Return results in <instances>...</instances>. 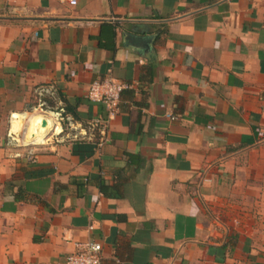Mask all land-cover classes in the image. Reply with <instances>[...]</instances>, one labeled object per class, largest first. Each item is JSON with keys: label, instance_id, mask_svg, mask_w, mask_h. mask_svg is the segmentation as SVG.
Masks as SVG:
<instances>
[{"label": "crops", "instance_id": "0c3cea01", "mask_svg": "<svg viewBox=\"0 0 264 264\" xmlns=\"http://www.w3.org/2000/svg\"><path fill=\"white\" fill-rule=\"evenodd\" d=\"M75 1L0 0V264H264V0ZM106 78L101 148L17 144L41 87L87 127Z\"/></svg>", "mask_w": 264, "mask_h": 264}, {"label": "built area", "instance_id": "2783aa9c", "mask_svg": "<svg viewBox=\"0 0 264 264\" xmlns=\"http://www.w3.org/2000/svg\"><path fill=\"white\" fill-rule=\"evenodd\" d=\"M61 1L72 6L76 4L75 0ZM129 88L130 85L112 78L92 82L86 97L90 102L102 104L106 115L104 118H96L87 127H83L76 123L70 115L66 114L62 106L48 104L49 98L53 101L56 98V91L52 87H41L36 92L37 104L33 109V114L49 117L53 120V128L42 146L48 144L49 138L54 143L92 142L96 136V148H101L107 141L109 121L119 112L121 94ZM171 119L174 118L171 117ZM74 249L73 253L67 255L63 264H100L101 245L99 243L91 241L78 242L74 244Z\"/></svg>", "mask_w": 264, "mask_h": 264}, {"label": "bare ground", "instance_id": "6f19581e", "mask_svg": "<svg viewBox=\"0 0 264 264\" xmlns=\"http://www.w3.org/2000/svg\"><path fill=\"white\" fill-rule=\"evenodd\" d=\"M22 116L14 122L16 128L18 129L22 123ZM42 120L46 121L45 126H41ZM50 120H46L44 117L31 116L26 125L25 131L23 132V142L27 145H43L46 142V135L51 131L52 124ZM28 127V129H27ZM20 133V132H19Z\"/></svg>", "mask_w": 264, "mask_h": 264}, {"label": "trees", "instance_id": "16d2710c", "mask_svg": "<svg viewBox=\"0 0 264 264\" xmlns=\"http://www.w3.org/2000/svg\"><path fill=\"white\" fill-rule=\"evenodd\" d=\"M64 110L66 114L73 117V115L70 112H68V110L65 107H64ZM96 141H97V137L95 136L92 142H85V141L71 142L73 143V146H72L73 153L79 154V156L83 158L90 156L93 153V149L95 148ZM100 190L106 194L108 191V187L104 183L101 182Z\"/></svg>", "mask_w": 264, "mask_h": 264}, {"label": "rangeland", "instance_id": "374dc122", "mask_svg": "<svg viewBox=\"0 0 264 264\" xmlns=\"http://www.w3.org/2000/svg\"><path fill=\"white\" fill-rule=\"evenodd\" d=\"M29 113H30L29 115H32V114H33L32 111L29 112ZM22 116H23V119H22V121H23L27 116H25V115H22ZM36 116H39V115H36ZM15 118H16V117H14V119H15ZM22 123H23V122H22ZM27 123H28V122H27ZM21 126H22V125H21ZM25 126H26V125L24 124L23 127H25ZM25 128H26V127H25ZM21 130H22V129L20 128V130L17 131V129L14 127V131H15L16 133L21 132ZM24 131H25V129L23 130V132H24ZM23 132H22V135H23ZM22 137H23V136H22ZM22 137H21V134H20L18 138L21 139V140H23ZM51 141H52V139L49 138L48 143L51 142ZM52 142H53V141H52ZM17 144H19L21 147H24V148L31 147L30 145H27V146H26V145L22 144L21 141H19V142L17 141Z\"/></svg>", "mask_w": 264, "mask_h": 264}, {"label": "water", "instance_id": "95a60500", "mask_svg": "<svg viewBox=\"0 0 264 264\" xmlns=\"http://www.w3.org/2000/svg\"><path fill=\"white\" fill-rule=\"evenodd\" d=\"M46 124H47L46 121L45 120H42L41 126H45Z\"/></svg>", "mask_w": 264, "mask_h": 264}]
</instances>
